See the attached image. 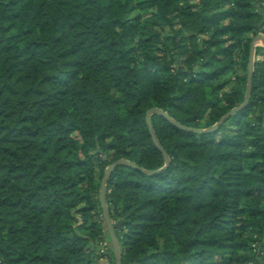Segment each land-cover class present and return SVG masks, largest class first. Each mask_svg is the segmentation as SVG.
I'll return each mask as SVG.
<instances>
[{
	"label": "trees",
	"instance_id": "obj_1",
	"mask_svg": "<svg viewBox=\"0 0 264 264\" xmlns=\"http://www.w3.org/2000/svg\"><path fill=\"white\" fill-rule=\"evenodd\" d=\"M258 34L264 0H0V264H98L104 239L116 264L105 169L164 166L153 107L209 128L241 105ZM255 54L243 108L201 133L153 113L170 164L111 172L122 264H264Z\"/></svg>",
	"mask_w": 264,
	"mask_h": 264
},
{
	"label": "water",
	"instance_id": "obj_2",
	"mask_svg": "<svg viewBox=\"0 0 264 264\" xmlns=\"http://www.w3.org/2000/svg\"><path fill=\"white\" fill-rule=\"evenodd\" d=\"M261 24H262V21L260 22V25ZM257 41H263L264 42V35L263 34H258L256 36H254L252 41H251L249 60H248V70H247V87H246L247 89H246L245 99H244V101H243V103L241 105H239L238 107H234V108L230 109L215 124H213L209 128H191V127H187L185 125H182L181 123H179L175 119H173L163 109L158 108V107H153V108L149 109V111L147 112L146 121H147L149 132L151 134V137L153 139V142H154L155 146L162 152V155H163V158H164V161H165L164 166L159 168V169H156V170H147V169L141 167L140 165H138L134 161H130V160H127V159H118V160H115L114 162H112L110 165H108L107 168L105 169L104 177H103V179L101 181V186H100V200H101L103 215H104V218H105V221H106V225H107V229H108V233H109V237H110V242H111V245H112V248H113V251H114L116 264H122V254H121V250H120L118 237H117V234H116V229L121 227L122 221L114 222L111 219L110 212H109V209H108V205H107V202H106L107 183H108V180H109L111 172L118 165H127V166H131V167L137 168V169L143 171L144 173H146L148 175H152V174H156V173H159V172L163 171L170 164L169 156L167 155L166 151L164 150V148L162 147L161 143L159 142V140L157 138V135L155 133V130L153 128V125L151 123V115L153 113H158V114L162 115L168 121H170L171 123H173L174 125L178 126L181 129H184V130H187V131H193V132L201 133V132H207V131L215 130L230 115L235 113L237 110L243 108L247 104V102L249 101V98H250V95H251L252 84H253L254 66H255V61H256L255 52H256V42ZM263 47H264V45H263ZM263 126H264V124H263Z\"/></svg>",
	"mask_w": 264,
	"mask_h": 264
},
{
	"label": "built area",
	"instance_id": "obj_3",
	"mask_svg": "<svg viewBox=\"0 0 264 264\" xmlns=\"http://www.w3.org/2000/svg\"><path fill=\"white\" fill-rule=\"evenodd\" d=\"M258 58H261V56H259ZM109 242L107 240H101L98 242L97 245V252L99 254H101V258L107 262V264H109V260H108V256L107 253L109 252Z\"/></svg>",
	"mask_w": 264,
	"mask_h": 264
},
{
	"label": "rangeland",
	"instance_id": "obj_4",
	"mask_svg": "<svg viewBox=\"0 0 264 264\" xmlns=\"http://www.w3.org/2000/svg\"><path fill=\"white\" fill-rule=\"evenodd\" d=\"M187 33H190V31L189 30H187ZM107 239V238H106ZM95 248H97V246L95 247ZM98 264H107V262L106 261H104L102 258H100L99 260H98Z\"/></svg>",
	"mask_w": 264,
	"mask_h": 264
},
{
	"label": "crops",
	"instance_id": "obj_5",
	"mask_svg": "<svg viewBox=\"0 0 264 264\" xmlns=\"http://www.w3.org/2000/svg\"><path fill=\"white\" fill-rule=\"evenodd\" d=\"M263 45H264V42H263V41H257V42H256V47H257V46H263Z\"/></svg>",
	"mask_w": 264,
	"mask_h": 264
}]
</instances>
